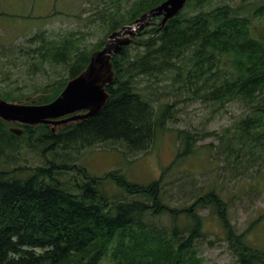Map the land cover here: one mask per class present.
I'll return each mask as SVG.
<instances>
[{
    "label": "trees",
    "instance_id": "trees-1",
    "mask_svg": "<svg viewBox=\"0 0 264 264\" xmlns=\"http://www.w3.org/2000/svg\"><path fill=\"white\" fill-rule=\"evenodd\" d=\"M165 1L137 0L123 12L108 14L105 24L109 32L92 49L75 46L70 38L57 45L45 36L34 38L32 43L42 41L50 48L43 45L30 50L36 57L29 72L35 74L54 65L63 67L67 77L36 87L39 89L32 97L39 95L40 99L33 98L31 103L53 102L67 82L88 67L91 54L105 46L111 33ZM215 1L190 0L164 28L162 18H154L151 26L139 33L136 44L116 55L112 60L115 80L107 88L110 99L97 116L57 133L44 125L23 126L21 137L12 134L11 125L0 119V264H102L107 257L114 264H203L194 249L203 237V218L192 210L199 206H211L222 222L238 256L237 264H264V251L244 243V234L234 232L228 203L215 190L195 196L192 208L184 209L191 219L184 228L175 216L169 228L153 220L166 211L175 212L162 199L167 172L179 161L209 152L214 145L203 147L189 131H178L175 162L148 185L129 182L120 169L94 177L70 154L107 143L122 144L134 155L149 153L174 117L175 104L155 108L138 91L139 79L178 70L175 81H180L182 67L178 63L188 59L191 68L183 81L186 87L195 85V97L220 105L238 100L251 112L234 125L235 131L227 129L217 137L225 161L229 165L236 162L244 148L264 155V36L256 34L254 23H264V0L212 7ZM12 95L0 97L10 102L30 97ZM23 144L48 152L51 158L31 167L3 166L10 165L4 160L9 151H19ZM70 172L76 175L62 182L61 176ZM107 179L130 199L108 197L101 187Z\"/></svg>",
    "mask_w": 264,
    "mask_h": 264
},
{
    "label": "rangeland",
    "instance_id": "rangeland-1",
    "mask_svg": "<svg viewBox=\"0 0 264 264\" xmlns=\"http://www.w3.org/2000/svg\"><path fill=\"white\" fill-rule=\"evenodd\" d=\"M135 1L0 0V95L11 93L18 99L32 96L39 89L36 87L67 77L63 67L54 65H46L45 69L35 74L29 72V66L36 57L29 54L30 50L43 45L50 48L42 41L32 43L34 38L45 36L54 45L70 38L75 46L92 49L109 32L110 28L105 24L108 14L119 10L123 12ZM240 1L216 0L212 7ZM254 23H257L256 34L264 36V23L258 20ZM131 52L132 55L135 53ZM178 65L182 67L180 81H175L178 70L156 78L144 76L139 79L138 91L155 108L164 103L175 104L174 117L168 122L167 130L159 134L149 153L134 155L122 144L107 143L70 154L76 155L79 164L94 177H103L111 170L120 169L129 182L148 185L158 180L163 170L175 162L180 146L178 131H189L200 139L199 145L214 146L209 152L204 149L183 163L179 161L173 170L167 172L162 183V199L176 214L166 211L153 220L169 228L175 216L180 227L184 228L191 221L184 209H191L198 195L215 190L228 203L227 214L234 232L244 234V243L264 251V155L259 150L251 153L244 148L231 166L225 161L217 138L227 129L235 131L234 125L251 112L238 100L220 105L195 97V85L186 87L183 81L191 68L190 62L184 59ZM34 98L40 99V96L35 95ZM45 157L51 158V155L23 144L21 150L9 151L4 160L10 165L3 166L41 165ZM75 175L74 172L63 174L61 181L67 183ZM101 187L112 199H130L111 179L105 180ZM192 210L203 218V237L196 241L194 248L203 264H237L238 256L212 207L199 206ZM258 219L260 221L251 228ZM102 264L114 263L107 257Z\"/></svg>",
    "mask_w": 264,
    "mask_h": 264
},
{
    "label": "water",
    "instance_id": "water-1",
    "mask_svg": "<svg viewBox=\"0 0 264 264\" xmlns=\"http://www.w3.org/2000/svg\"><path fill=\"white\" fill-rule=\"evenodd\" d=\"M190 0H166L143 14L133 24L111 33L105 46L91 54L88 67L76 78L69 80L62 93L51 103L32 104L34 97L10 102L0 97V119L11 125L10 132L23 136V126H48L54 133L82 120L97 116L110 99L107 91L115 80L113 58L125 47L136 44V37L151 26L154 18H162L164 28L178 16Z\"/></svg>",
    "mask_w": 264,
    "mask_h": 264
}]
</instances>
